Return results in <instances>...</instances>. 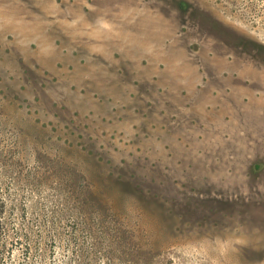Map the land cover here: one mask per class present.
I'll return each instance as SVG.
<instances>
[{
  "label": "rangeland",
  "instance_id": "374dc122",
  "mask_svg": "<svg viewBox=\"0 0 264 264\" xmlns=\"http://www.w3.org/2000/svg\"><path fill=\"white\" fill-rule=\"evenodd\" d=\"M0 264H264V0H0Z\"/></svg>",
  "mask_w": 264,
  "mask_h": 264
}]
</instances>
